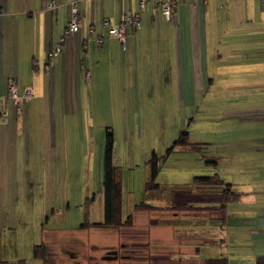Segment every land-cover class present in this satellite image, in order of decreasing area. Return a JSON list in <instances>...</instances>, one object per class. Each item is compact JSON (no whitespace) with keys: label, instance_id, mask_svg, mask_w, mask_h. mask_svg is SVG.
<instances>
[{"label":"crops","instance_id":"0c3cea01","mask_svg":"<svg viewBox=\"0 0 264 264\" xmlns=\"http://www.w3.org/2000/svg\"><path fill=\"white\" fill-rule=\"evenodd\" d=\"M142 1L141 6V0H0V215L15 189L14 130L38 119L34 115L41 118L38 110L47 104L53 111L81 109L102 93L116 116L132 108L137 120L150 109L155 120L160 112L169 117L176 101L197 103L201 94L205 104L214 94L217 125L232 127L233 142H264V0H171L172 20L162 14L165 0ZM73 7L79 28L65 35ZM128 13L138 15V24L125 26L122 44L104 21L114 26ZM11 80L16 102L7 96ZM24 89L28 99L21 96ZM55 114L50 128L42 126L39 141L33 135L21 141L45 163L61 156L58 145L64 142V120ZM71 146L79 148L74 139ZM258 222L253 233L260 246L247 264H264V219Z\"/></svg>","mask_w":264,"mask_h":264},{"label":"rangeland","instance_id":"374dc122","mask_svg":"<svg viewBox=\"0 0 264 264\" xmlns=\"http://www.w3.org/2000/svg\"><path fill=\"white\" fill-rule=\"evenodd\" d=\"M207 96L205 104L200 103L201 94L197 103L176 101L169 117L160 112L155 120L150 118V109L142 111L144 116L140 113L137 120L132 108L122 109V116H116L108 94L102 93L95 94L89 106L79 105L81 109L72 106L53 111L47 104V109L38 110L41 118L34 115L38 119H30L29 125L13 133L14 151H18L15 189L10 205L0 215L1 229H6L0 232L1 256L9 264H105L104 260L106 264H199L201 258L224 254L229 264H247L252 249L260 246L253 232L260 228L258 221L264 219V142L245 141L240 146L233 142L232 127L217 125L214 94ZM54 112L57 120H64L60 135L63 146L68 141V150H63L60 143L61 156H50L45 163L39 152L32 153L27 149L29 143L21 141L26 135L39 141L42 126L49 123L50 128ZM107 128L113 134L112 163L118 168L121 184V220L129 214L132 218L127 225L117 227L79 228L86 220H103ZM185 128L189 141L205 143L201 148L204 152L177 148L161 162L155 180L161 190L147 196L146 159L152 150L162 155ZM73 139L74 145H79L76 150L71 146ZM202 153L216 158V168L204 162ZM214 170L241 192L239 200L227 204L222 230L204 212L176 214L133 208L146 198L163 206L171 187L189 186L194 175ZM202 230L211 231L204 235ZM40 243L48 247L45 262L33 256L34 246ZM196 244L199 250L195 253ZM107 250H116L119 255L109 260L103 256Z\"/></svg>","mask_w":264,"mask_h":264},{"label":"trees","instance_id":"16d2710c","mask_svg":"<svg viewBox=\"0 0 264 264\" xmlns=\"http://www.w3.org/2000/svg\"><path fill=\"white\" fill-rule=\"evenodd\" d=\"M163 2H161V11ZM163 16L165 17L164 14ZM172 18L173 4L171 2V17L166 19L172 20ZM136 24H138V20ZM97 36L102 37V35L97 34L94 38ZM188 132L189 131L186 128L181 129L176 138L165 149L162 155H159L154 150L151 151L150 155L145 161V164L148 167V173L144 180L145 192L158 193V191L161 190V185L155 181L156 176L161 168V162L164 161L177 148L186 150H201V152H204L201 148L206 147L204 145L205 143L189 141ZM113 143L114 139L112 131L111 129L107 128L105 134L104 161L102 168L103 220L92 222L86 220L80 223L78 226L79 228H85L89 226L117 227L120 225H127L132 218V214H129L125 219L121 220V184L118 168L112 163ZM201 156L206 164L210 165L212 168H216L217 161L215 157L205 156L203 153ZM167 191L168 201L165 205L161 206L152 204L143 200L134 205V210L161 209L176 214H181L180 212H183L184 214L188 212H204L211 221L212 219L215 220L214 224L217 226V228H219L218 230H222L227 219V204L237 201L241 198V192L237 191L231 182L222 179L217 170H214L210 174L194 175L189 186L171 187ZM153 220L158 221L156 218ZM210 231L202 230L204 235H206V233L209 234ZM47 249L48 247L45 243L35 245L33 248L34 258L39 260L41 259L42 262H45ZM198 250L199 247L196 244L194 252L196 253ZM199 261V264H229L228 258L224 254H220L218 256H207L199 259ZM0 264H8V261L6 259H0ZM18 264H23V261H20Z\"/></svg>","mask_w":264,"mask_h":264},{"label":"built area","instance_id":"2783aa9c","mask_svg":"<svg viewBox=\"0 0 264 264\" xmlns=\"http://www.w3.org/2000/svg\"><path fill=\"white\" fill-rule=\"evenodd\" d=\"M158 1V0H155ZM141 6L144 4L143 1L141 0L140 2ZM51 6H54L53 3L50 4ZM162 12L165 15L167 19L171 17V2L170 0H166L162 3ZM138 20V15L137 14H123L120 18V22L117 25H110L108 21H104V25L107 26L108 32L112 35H115L118 40L123 44L125 40V34H126V25H136ZM79 18L78 15L76 14L75 7H73L71 16L69 17L66 27H65V35L72 34L75 31L78 30L79 28ZM96 43L100 44L102 43V37L97 36L95 38ZM59 50V46H57L56 52ZM21 96L23 99H28L31 94L29 90L24 89ZM8 97L11 98L14 101H17L18 98V93H17V87L16 83L14 80H11L8 85ZM2 117L6 119V112L2 113Z\"/></svg>","mask_w":264,"mask_h":264},{"label":"flooded vegetation","instance_id":"af4514ba","mask_svg":"<svg viewBox=\"0 0 264 264\" xmlns=\"http://www.w3.org/2000/svg\"><path fill=\"white\" fill-rule=\"evenodd\" d=\"M117 255H119V252H117L116 250H107L103 256H105V258H108L110 260L111 258L116 257ZM104 261L106 264L107 263L106 260H104Z\"/></svg>","mask_w":264,"mask_h":264}]
</instances>
